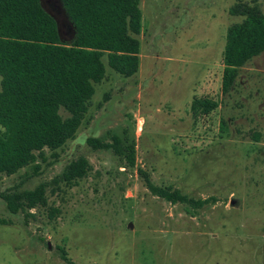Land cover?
I'll use <instances>...</instances> for the list:
<instances>
[{"label": "rangeland", "instance_id": "1", "mask_svg": "<svg viewBox=\"0 0 264 264\" xmlns=\"http://www.w3.org/2000/svg\"><path fill=\"white\" fill-rule=\"evenodd\" d=\"M253 2L264 13V0H139L137 73L104 56L74 138L0 175V264H264V53L221 89L226 31L241 21L230 9ZM41 5L70 43L61 0ZM195 99L217 107L195 116ZM79 159L85 176L64 182ZM146 181L205 203L171 204ZM41 184L45 206L12 214L1 197Z\"/></svg>", "mask_w": 264, "mask_h": 264}, {"label": "trees", "instance_id": "2", "mask_svg": "<svg viewBox=\"0 0 264 264\" xmlns=\"http://www.w3.org/2000/svg\"><path fill=\"white\" fill-rule=\"evenodd\" d=\"M74 26L70 43L62 41L56 20L41 0H0V175L12 176L35 163L45 149L54 152L74 138L88 111L95 86L108 68L123 78L138 71L141 13L139 0H61ZM230 13L241 21L227 28L223 49L221 89L227 92L238 69L264 53V13L253 2L238 3ZM195 99L193 115L216 108ZM61 112L64 113L62 116ZM95 149L109 145L88 140ZM118 154L121 151L114 148ZM131 165L133 161L128 156ZM127 158V159H128ZM84 159L70 163L64 182L85 176ZM147 189L171 204L201 207L170 189L146 181ZM45 185L32 191L1 195L12 214L45 206Z\"/></svg>", "mask_w": 264, "mask_h": 264}, {"label": "water", "instance_id": "3", "mask_svg": "<svg viewBox=\"0 0 264 264\" xmlns=\"http://www.w3.org/2000/svg\"><path fill=\"white\" fill-rule=\"evenodd\" d=\"M74 27V26H73Z\"/></svg>", "mask_w": 264, "mask_h": 264}]
</instances>
